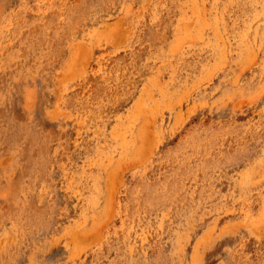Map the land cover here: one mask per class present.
Here are the masks:
<instances>
[{
    "label": "rangeland",
    "instance_id": "obj_1",
    "mask_svg": "<svg viewBox=\"0 0 264 264\" xmlns=\"http://www.w3.org/2000/svg\"><path fill=\"white\" fill-rule=\"evenodd\" d=\"M0 264H264V0H0Z\"/></svg>",
    "mask_w": 264,
    "mask_h": 264
}]
</instances>
